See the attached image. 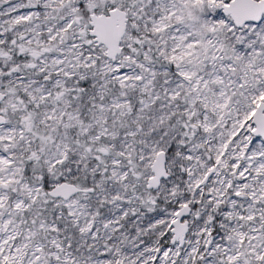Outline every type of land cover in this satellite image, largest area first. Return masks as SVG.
<instances>
[{
	"label": "snow or ice",
	"instance_id": "snow-or-ice-1",
	"mask_svg": "<svg viewBox=\"0 0 264 264\" xmlns=\"http://www.w3.org/2000/svg\"><path fill=\"white\" fill-rule=\"evenodd\" d=\"M0 264H264V0H0Z\"/></svg>",
	"mask_w": 264,
	"mask_h": 264
}]
</instances>
